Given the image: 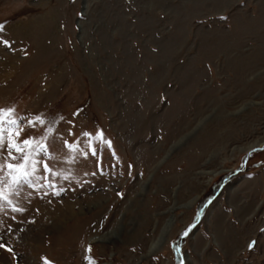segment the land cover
<instances>
[{"label": "rangeland", "instance_id": "rangeland-1", "mask_svg": "<svg viewBox=\"0 0 264 264\" xmlns=\"http://www.w3.org/2000/svg\"><path fill=\"white\" fill-rule=\"evenodd\" d=\"M0 22V106L79 145L50 134L62 191L37 175L0 208V264H264V0H0Z\"/></svg>", "mask_w": 264, "mask_h": 264}, {"label": "snow or ice", "instance_id": "snow-or-ice-1", "mask_svg": "<svg viewBox=\"0 0 264 264\" xmlns=\"http://www.w3.org/2000/svg\"><path fill=\"white\" fill-rule=\"evenodd\" d=\"M6 25L0 22V43L5 47H13L10 39L3 38L4 29ZM27 55V51L24 53ZM62 121V117L46 119L44 115L34 114L33 117L19 116L16 107L12 105L0 106V208L7 205L12 213L25 212L26 208L21 206L23 204V187L26 185L31 189H39L41 192L44 190L45 184L39 181H46L47 188L52 190L53 195H59L62 189H57L55 183L47 179L45 175H39L41 172L51 176L53 169L50 167L46 157L52 155L49 153L48 139L51 134L53 140L60 139L62 144L71 149L78 151L79 145L67 139L62 135L55 132V127L58 122ZM37 125L41 126V131L37 135H28L21 139V133L25 127L36 129ZM68 135L73 138L76 133L71 131L74 125L69 122ZM84 137H88V143L91 145L93 140H102L103 131L99 130L93 136L92 133L83 132ZM111 146V140L107 142ZM98 148H92L90 153H83V155L96 156ZM54 158V156H53ZM99 164V161H97ZM96 173H92L95 175ZM39 175V181L33 179ZM7 211V209H4ZM199 215V213H197ZM9 219L14 220L15 216H10ZM3 222L0 220V226ZM195 224L190 223L180 233L183 237H188L195 228ZM13 231L11 225L3 228L0 232V249H4L10 254H14V249L5 242V234H10ZM255 241H250L247 245L249 249L253 248ZM176 251L179 252V246L173 241ZM90 250V249H89ZM44 264H51L47 258H44ZM183 264V261H181Z\"/></svg>", "mask_w": 264, "mask_h": 264}, {"label": "bare ground", "instance_id": "bare-ground-1", "mask_svg": "<svg viewBox=\"0 0 264 264\" xmlns=\"http://www.w3.org/2000/svg\"><path fill=\"white\" fill-rule=\"evenodd\" d=\"M43 25H46V24H44L43 23ZM22 27V26H21ZM17 28V27H16ZM41 28H43V27H41ZM41 28H40V30H41ZM19 29V28H18ZM17 29V30H18ZM18 32V31H17ZM252 145H257L256 143H254V144H252ZM251 145V146H252ZM101 201V200H100ZM91 202V201H90ZM103 202H99V203H95L94 204V206H96V207H98V206H100L101 204H102ZM105 203V202H104ZM187 206H189V205H187ZM51 221H52V219H51ZM168 231H169V229H165L164 228V231L162 232V235L157 239V240H155L152 244H151V246H150V251L152 250H156V248H159L160 246H161V244L165 241V239H166V236L168 235ZM118 233V231L117 230H111V231H109V232H107V233H105V234H103V235H101L100 237H98L99 239H104V240H106L107 238H110V237H113V236H116V234ZM219 233V232H218Z\"/></svg>", "mask_w": 264, "mask_h": 264}, {"label": "water", "instance_id": "water-1", "mask_svg": "<svg viewBox=\"0 0 264 264\" xmlns=\"http://www.w3.org/2000/svg\"><path fill=\"white\" fill-rule=\"evenodd\" d=\"M210 202V200L208 201V203Z\"/></svg>", "mask_w": 264, "mask_h": 264}]
</instances>
